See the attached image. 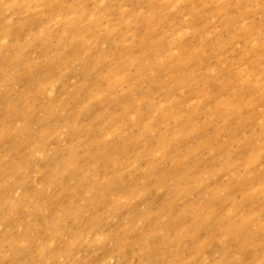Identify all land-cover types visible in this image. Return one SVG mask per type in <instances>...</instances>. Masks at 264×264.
I'll return each instance as SVG.
<instances>
[{
	"label": "rangeland",
	"instance_id": "obj_1",
	"mask_svg": "<svg viewBox=\"0 0 264 264\" xmlns=\"http://www.w3.org/2000/svg\"><path fill=\"white\" fill-rule=\"evenodd\" d=\"M0 264H264V0H0Z\"/></svg>",
	"mask_w": 264,
	"mask_h": 264
},
{
	"label": "bare ground",
	"instance_id": "obj_2",
	"mask_svg": "<svg viewBox=\"0 0 264 264\" xmlns=\"http://www.w3.org/2000/svg\"><path fill=\"white\" fill-rule=\"evenodd\" d=\"M161 174V173H160Z\"/></svg>",
	"mask_w": 264,
	"mask_h": 264
}]
</instances>
